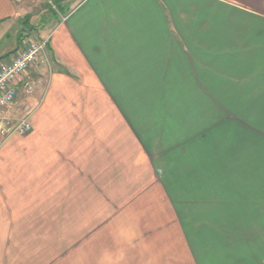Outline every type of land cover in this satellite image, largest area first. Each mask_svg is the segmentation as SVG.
<instances>
[{"label": "crops", "instance_id": "crops-1", "mask_svg": "<svg viewBox=\"0 0 264 264\" xmlns=\"http://www.w3.org/2000/svg\"><path fill=\"white\" fill-rule=\"evenodd\" d=\"M56 3L52 13L43 0H0V60L26 40L47 39L49 54L24 76L32 93L19 84L7 110L32 129L0 146V255L33 229L19 207L61 206L83 183L113 180L114 141L119 151L190 125L264 126V0ZM241 158L211 171L187 165L170 192L143 201L119 264H264V147ZM89 248L58 264H117L98 257L115 248Z\"/></svg>", "mask_w": 264, "mask_h": 264}, {"label": "rangeland", "instance_id": "rangeland-1", "mask_svg": "<svg viewBox=\"0 0 264 264\" xmlns=\"http://www.w3.org/2000/svg\"><path fill=\"white\" fill-rule=\"evenodd\" d=\"M56 1L43 0L42 7L56 12ZM31 86L32 90L25 91L26 93H32L33 84ZM246 122L247 120L241 119V125L224 127L185 126V133H181L182 128L180 131L178 129L177 135L166 133L165 141L147 142L143 146L140 142L129 140L122 143L124 149L120 146L119 151L117 147L120 142L114 141L113 180H95L89 185L83 183L81 198H64L61 206L35 205L28 209L25 206L19 207V219H29L30 214L33 215V221L27 222L28 226L33 225V229H25L23 235L16 238L17 246H14L12 238L7 239V248L4 246L1 250L0 264L76 262L75 258L79 254L75 253V248L90 249L93 245L115 248L117 253L112 255L101 248L99 262H107L109 260L106 257L113 256L111 263L119 264L120 248L131 244L133 235L137 236L134 231L141 223L138 213L143 210L141 203L147 199L163 197V193L170 192L166 188L169 187V182L185 177L187 165L194 168L206 166L209 171L216 170L221 165L237 166L241 157L248 155L254 147L263 150V140L256 138L259 137L257 134L264 136V126L245 125ZM222 130L221 137L218 134ZM193 131L196 133L189 135L190 141L177 143L180 135L186 137ZM118 133L120 136V131ZM186 133L187 135H183ZM122 153L125 155L123 158L119 155ZM104 165L109 167L110 164ZM103 169L105 168L100 166L99 172ZM215 175L210 173L205 176ZM101 176L103 175L99 177ZM210 180L212 179H207ZM110 184L113 185L112 189H109ZM87 185L89 188L85 189ZM143 218L144 215L140 216V219Z\"/></svg>", "mask_w": 264, "mask_h": 264}, {"label": "built area", "instance_id": "built-area-1", "mask_svg": "<svg viewBox=\"0 0 264 264\" xmlns=\"http://www.w3.org/2000/svg\"><path fill=\"white\" fill-rule=\"evenodd\" d=\"M48 64L47 39L22 41L10 60H0V145L12 135L24 136L31 131L32 126L27 118L14 121L9 118L7 110L17 97L19 84L27 92L32 90L31 84L24 81L26 73L33 67Z\"/></svg>", "mask_w": 264, "mask_h": 264}]
</instances>
